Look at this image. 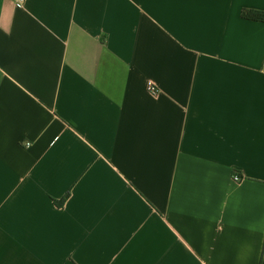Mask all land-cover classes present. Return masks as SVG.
Here are the masks:
<instances>
[{
	"label": "crops",
	"instance_id": "obj_1",
	"mask_svg": "<svg viewBox=\"0 0 264 264\" xmlns=\"http://www.w3.org/2000/svg\"><path fill=\"white\" fill-rule=\"evenodd\" d=\"M244 10L264 0H0V264H264Z\"/></svg>",
	"mask_w": 264,
	"mask_h": 264
},
{
	"label": "trees",
	"instance_id": "obj_2",
	"mask_svg": "<svg viewBox=\"0 0 264 264\" xmlns=\"http://www.w3.org/2000/svg\"><path fill=\"white\" fill-rule=\"evenodd\" d=\"M242 18L251 20V21H256V22H264V14L259 13V12H254V11L244 10L242 12ZM69 196H70V193H67L66 196L61 200L59 204L63 205L66 202V200L69 198Z\"/></svg>",
	"mask_w": 264,
	"mask_h": 264
},
{
	"label": "built area",
	"instance_id": "obj_3",
	"mask_svg": "<svg viewBox=\"0 0 264 264\" xmlns=\"http://www.w3.org/2000/svg\"><path fill=\"white\" fill-rule=\"evenodd\" d=\"M13 1L22 4V3H24L25 0H13ZM148 90L151 94H154V95H156L158 93V90L152 85L149 86ZM233 180H234V182H240L242 180V178L235 175V176H233Z\"/></svg>",
	"mask_w": 264,
	"mask_h": 264
}]
</instances>
